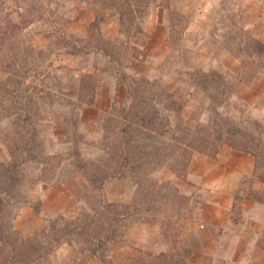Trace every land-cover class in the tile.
Wrapping results in <instances>:
<instances>
[{"label": "rangeland", "instance_id": "1", "mask_svg": "<svg viewBox=\"0 0 264 264\" xmlns=\"http://www.w3.org/2000/svg\"><path fill=\"white\" fill-rule=\"evenodd\" d=\"M129 2L133 9L125 18L131 26L129 21L123 24L120 7L101 0H0L1 25L14 28L20 45L36 52L28 80L48 96L41 99L37 117L44 161L21 165L22 197L15 205L13 228L39 234L53 219H75L101 200H132L135 185L130 178H114L102 190L93 189L74 165L76 151L82 159H106L103 126L113 110L127 105L123 74L141 81L146 92L167 94L181 122L196 128L213 118V103L190 72L210 73L219 86L212 92L220 114L241 128L250 146L264 156V0ZM172 9L188 20L179 43L171 38ZM55 37L56 48L51 47ZM247 42L252 55L234 53L238 43L242 47ZM99 44L110 54L99 50ZM39 51L45 54L38 56ZM83 74L95 77L93 89L84 93L86 101L78 98ZM161 115H169L172 124L177 119L174 112L161 110ZM15 129L13 117H0V162L9 159L6 144ZM223 147L250 159L227 161L230 168L251 166L233 186L212 170L203 175L198 167L202 159L217 160ZM151 176L177 186L189 199L180 207L164 203L162 224L125 220L118 228L121 236L109 244L116 264H264V163L257 165L251 152L221 143L215 158L195 154L185 177L166 166ZM214 206L220 207L219 216ZM40 264L99 260L76 242L61 241Z\"/></svg>", "mask_w": 264, "mask_h": 264}, {"label": "trees", "instance_id": "2", "mask_svg": "<svg viewBox=\"0 0 264 264\" xmlns=\"http://www.w3.org/2000/svg\"><path fill=\"white\" fill-rule=\"evenodd\" d=\"M101 2L120 7L123 24L128 25L129 20L125 16L131 13L132 2ZM169 16L171 38L176 37L175 43H179L177 37L181 29L183 31L186 28L188 20L173 9ZM129 25H132L131 21ZM56 39L51 42V47L54 45L56 48ZM240 44L234 53L246 52L252 55L250 49L253 48L248 42L242 47ZM98 49L110 54L106 45L99 44ZM35 53L30 47L20 45L14 28L0 23V117H13L16 128L6 144L9 159L0 162V264H40L55 244L61 241L76 242L96 255L99 264H116L110 256L109 244L121 236L118 228L125 220L136 218L142 222L162 224L166 222V216L160 214L164 203L168 208L180 207L182 203L186 205L189 199L172 183L153 179L151 175L157 168L166 166L178 177H185L195 154L215 158L221 143L251 152L257 165L264 163V156L251 147V140L241 128L220 114L217 104H214L216 94L212 92V89L219 86L210 73L199 69L190 72L191 79L207 92L213 103V118L207 123L198 124L196 128L181 122L179 109L173 101L166 99L167 94L162 96L154 91L146 92L143 85L139 84L141 81L123 74L120 79L125 86L127 105L113 110L103 126L106 159H82L76 151L74 165L93 189L102 190L105 183L114 178H130L135 185L132 200L128 203L101 200L97 208L75 219L63 216L53 219L48 230L39 234L29 235L17 230L12 226V219L15 205L22 197L19 190L24 180L21 165L27 160L44 161L40 158L37 117L41 99L48 96L44 89L28 80ZM44 54V51L38 52V56ZM94 85L95 77L83 74L79 85V100L86 101L87 94L84 93L89 87L93 89ZM161 110L165 113L174 112L177 117L175 123L170 122L169 115L162 116Z\"/></svg>", "mask_w": 264, "mask_h": 264}, {"label": "crops", "instance_id": "3", "mask_svg": "<svg viewBox=\"0 0 264 264\" xmlns=\"http://www.w3.org/2000/svg\"><path fill=\"white\" fill-rule=\"evenodd\" d=\"M231 158L234 160H237L238 158L243 160H250L246 154L238 151L229 150L226 147H223L217 157V160H208V159H202L199 163V168L201 171H203V175H206L209 173V171L212 170V174L218 177L219 179L226 180V184L236 185L237 181L240 179V177L245 174L249 173L251 171V166L248 165V163L242 164L240 168H230L227 165V161H229ZM191 173H195V170L193 168L190 169ZM214 171V172H213ZM224 183V182H223ZM227 189H233L231 186H227ZM221 189H225L224 186H222ZM214 213L216 216H219L220 213V207L214 206Z\"/></svg>", "mask_w": 264, "mask_h": 264}]
</instances>
